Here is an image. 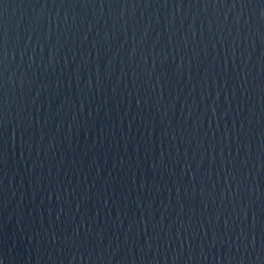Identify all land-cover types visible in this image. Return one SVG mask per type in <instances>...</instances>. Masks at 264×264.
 Wrapping results in <instances>:
<instances>
[{"label": "water", "instance_id": "95a60500", "mask_svg": "<svg viewBox=\"0 0 264 264\" xmlns=\"http://www.w3.org/2000/svg\"><path fill=\"white\" fill-rule=\"evenodd\" d=\"M0 264H264V0H0Z\"/></svg>", "mask_w": 264, "mask_h": 264}]
</instances>
